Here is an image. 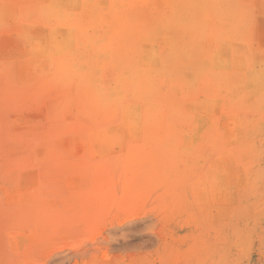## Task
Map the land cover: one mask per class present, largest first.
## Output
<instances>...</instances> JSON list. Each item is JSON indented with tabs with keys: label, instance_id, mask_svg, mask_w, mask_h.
I'll return each instance as SVG.
<instances>
[{
	"label": "rangeland",
	"instance_id": "obj_1",
	"mask_svg": "<svg viewBox=\"0 0 264 264\" xmlns=\"http://www.w3.org/2000/svg\"><path fill=\"white\" fill-rule=\"evenodd\" d=\"M0 264H264V0H0Z\"/></svg>",
	"mask_w": 264,
	"mask_h": 264
}]
</instances>
